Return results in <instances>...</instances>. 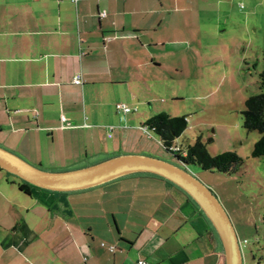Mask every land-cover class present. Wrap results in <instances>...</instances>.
I'll use <instances>...</instances> for the list:
<instances>
[{
  "label": "crops",
  "instance_id": "obj_1",
  "mask_svg": "<svg viewBox=\"0 0 264 264\" xmlns=\"http://www.w3.org/2000/svg\"><path fill=\"white\" fill-rule=\"evenodd\" d=\"M245 1L0 0V133L7 122L12 135L31 134V147L46 133L93 130L116 116L114 104L135 103L144 86L161 85L167 68L182 74L193 66L184 53L203 33L232 35L240 48L251 21H262L264 59V0H250L247 12ZM116 105L120 149L134 111ZM8 178L0 172V264H226L218 232L171 181L131 175L92 190L28 196ZM98 199L103 212L95 218ZM120 220L137 233L124 235Z\"/></svg>",
  "mask_w": 264,
  "mask_h": 264
},
{
  "label": "rangeland",
  "instance_id": "obj_2",
  "mask_svg": "<svg viewBox=\"0 0 264 264\" xmlns=\"http://www.w3.org/2000/svg\"><path fill=\"white\" fill-rule=\"evenodd\" d=\"M254 4L247 0L243 7L246 12L253 11L250 6ZM234 13L237 14V11ZM261 25L262 21H251L247 35L250 38L240 48L232 35L222 39L203 33L201 43L184 53L185 63L192 59L193 66L189 65L182 74L169 67L161 85L152 83L144 86L138 92L139 99L135 103L119 102L134 111L128 116L134 126H127L132 129L125 132L120 149L115 148L120 130L117 128L118 121H115L118 116L116 104L112 108L116 116L98 119L96 122L101 125L97 128L64 135L58 131L53 138L46 133L31 147L28 140L31 134L22 132L12 135L9 124L5 122V131L0 133V147L45 172L76 171L121 155L133 154L182 166L172 153L166 151L157 135L144 128L147 121L157 114L186 117L188 126L176 140V146L187 150L200 141L212 157L232 152L242 159L243 164L227 174L205 171L195 165H187L186 168L216 195L229 215L236 236L242 243L244 264H264V156H252L262 135L244 129L242 115L246 101L261 93L260 75L264 71ZM184 48L187 49V46ZM107 127H114L115 131L108 133ZM30 148L34 154L32 157L26 153ZM94 203L93 215L97 218L103 212V203L101 199ZM120 224L124 235L134 236L137 233V229L126 227L121 220ZM111 232L118 238L113 224Z\"/></svg>",
  "mask_w": 264,
  "mask_h": 264
},
{
  "label": "water",
  "instance_id": "obj_3",
  "mask_svg": "<svg viewBox=\"0 0 264 264\" xmlns=\"http://www.w3.org/2000/svg\"><path fill=\"white\" fill-rule=\"evenodd\" d=\"M182 166L154 157L121 155L100 164L68 172H45L0 147V168L41 190L58 193L92 190L135 174H153L188 194L214 226L224 247L226 264H244L240 241L229 215L216 195Z\"/></svg>",
  "mask_w": 264,
  "mask_h": 264
},
{
  "label": "trees",
  "instance_id": "obj_4",
  "mask_svg": "<svg viewBox=\"0 0 264 264\" xmlns=\"http://www.w3.org/2000/svg\"><path fill=\"white\" fill-rule=\"evenodd\" d=\"M264 60V59H263ZM261 78V93L250 97L245 103V111L243 112V128L247 131L259 132L262 136L256 143L252 156L254 158H260L264 156V71L260 75ZM188 126L186 117L174 118L166 113L157 114L151 117L145 127L153 131L160 140L162 146L167 152L174 155L177 161L182 162L185 165L199 166L205 171H218L221 174H227L234 169L239 168L243 161L237 154L227 152L212 157L208 154L206 146L198 141L193 146L182 150L175 145L176 140L184 133ZM178 148L177 152H173L171 149ZM0 172H4L9 178V183L17 185L20 191L25 195H31L32 189H41L26 183L19 177L9 174L8 172L0 168ZM140 176H156L153 174H135ZM156 178L163 179L156 176ZM47 191V190H44ZM54 192V191H48ZM56 193V192H54ZM203 212V211H202Z\"/></svg>",
  "mask_w": 264,
  "mask_h": 264
},
{
  "label": "built area",
  "instance_id": "obj_5",
  "mask_svg": "<svg viewBox=\"0 0 264 264\" xmlns=\"http://www.w3.org/2000/svg\"><path fill=\"white\" fill-rule=\"evenodd\" d=\"M75 1H76V0H72V2H75ZM104 15H105V14H104ZM81 82H82V78H81V76L76 77L75 80H74V83L77 84V85H80ZM116 109H117L118 111L125 112V114H129V113L132 112V110H131L130 108L125 107L124 104H117V105H116ZM62 120L65 122V119H62ZM171 150H172L173 152H177L179 149H178V148H174V149L172 148ZM245 243H246V242H245ZM103 246H105V244H103ZM240 246H241V248H242V243H240ZM109 250H110L111 252L114 251L113 248H109ZM140 264H141V263H140Z\"/></svg>",
  "mask_w": 264,
  "mask_h": 264
},
{
  "label": "clouds",
  "instance_id": "obj_6",
  "mask_svg": "<svg viewBox=\"0 0 264 264\" xmlns=\"http://www.w3.org/2000/svg\"><path fill=\"white\" fill-rule=\"evenodd\" d=\"M241 243V242H240ZM242 249V248H241Z\"/></svg>",
  "mask_w": 264,
  "mask_h": 264
}]
</instances>
